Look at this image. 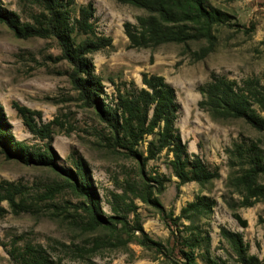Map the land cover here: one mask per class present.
<instances>
[{"label": "rangeland", "instance_id": "obj_1", "mask_svg": "<svg viewBox=\"0 0 264 264\" xmlns=\"http://www.w3.org/2000/svg\"><path fill=\"white\" fill-rule=\"evenodd\" d=\"M3 2L26 18L18 0ZM76 2L92 3L97 31L112 38L111 46L90 55L103 84L101 101L114 107L116 86L123 88V81H133L137 87H143L145 72L164 76L175 89V125L188 152L199 154L209 169L218 170V176L203 184L181 183L169 163L172 154L164 149L146 165L150 176L158 173L166 178L160 193L157 183L148 181L152 184L150 193L158 196L164 213L141 196L126 192L127 201L132 200L136 207L128 214L129 225L133 228L138 221L159 246L141 245L139 231L126 235L124 231L82 230L78 221L85 217L79 209L83 197L64 185L66 176L62 168L76 170L72 157H82L95 191V203L99 212L109 218L116 205L112 203L113 194L124 193L126 182L139 178V163L107 146L108 128L72 85L71 66L58 58L56 40L20 38L0 22V105L8 135L34 147H44L49 141L55 153V166L27 164L7 158L0 145V182L18 185L15 200L23 198L27 204L25 209L15 212L8 199L0 200V264H17L8 250L18 235H22L21 245L25 241L43 244L58 264H183L188 263L190 252L193 264H242L222 237V227L240 232L248 244V253L264 264V224L260 222V217L264 218V201L240 205L242 195L230 185L237 167L230 165L226 153L234 142L263 139V135L243 119H214L198 105L202 99L198 86L209 81L212 72L239 82L257 77L264 85V0H206L231 17L228 23L216 26L215 48L201 60H194L191 51L204 46V41L171 42L155 48L129 47L123 23H136L138 16L147 14L142 8L116 0ZM16 103L41 113L33 116L37 127L54 122L50 140L29 129L15 108ZM151 138L147 136L139 145L144 154ZM198 195L213 200L211 210L204 215L184 217L182 209ZM234 212L246 219L247 226L237 221ZM120 236L127 239L126 244H122ZM96 238L100 239L95 242Z\"/></svg>", "mask_w": 264, "mask_h": 264}, {"label": "trees", "instance_id": "obj_2", "mask_svg": "<svg viewBox=\"0 0 264 264\" xmlns=\"http://www.w3.org/2000/svg\"><path fill=\"white\" fill-rule=\"evenodd\" d=\"M122 4L133 5L146 11V15L137 17L136 23H123L124 33L131 48H155L164 43H185L204 41L206 44L198 50L191 51L194 60L207 57L215 48L217 25L230 21V15L220 8L208 5L206 0H116ZM22 15L7 8L0 0V22L7 25L17 37H40L55 39L60 49L59 59L71 66L70 79L72 85L81 95V99L96 109L101 122L108 128L105 136L107 146L112 151H122L139 163V178L126 182L125 192L113 194L114 215L103 216L95 203L89 172L82 157H72L76 170L62 168L65 173L64 185L74 194L83 197L79 209L85 213L80 219L81 229L86 231L106 229L111 232L124 231L126 235L139 231L138 239L143 246H159V242L149 238L137 221L132 228L128 222V214L136 207L132 200L127 201L126 192L134 193L158 207L164 213L158 196H152L148 181L157 183V193L164 187L166 178L161 174L150 176L146 172L147 162L155 159L164 149L172 154L170 166L174 175L181 183L195 181L207 183L218 176V170H211L199 154L190 153L183 142L175 125L178 104L175 89L158 74H142L143 87H137L131 81L116 86L115 106L106 105L101 101L100 93L103 84L95 72L90 55L112 45V38L97 31L95 24L96 9L92 3L78 5L76 0H18ZM128 85H130L128 87ZM198 91L202 99L198 105L207 111L212 118L243 119L263 139L245 138L234 142L226 149L230 165L238 171L230 178V185L241 195V206H252L257 201H264V85L257 77H250L239 82L236 79L211 73L210 80L199 85ZM19 115L33 133L51 139L52 125L49 122L40 127L34 123V115L40 116L37 110L15 104ZM147 136L145 153L139 145ZM263 142V144H261ZM0 145L4 147L7 158L18 159L27 164L55 166V153L48 141L44 147L29 146L8 135L6 116L0 105ZM137 179V180H136ZM141 182V183H140ZM59 185V184H58ZM61 185V184H60ZM18 185L13 182H0V200H9L15 212L27 206L23 198L15 200ZM52 189L55 186H51ZM122 205L124 208H122ZM213 206V200L205 195H198L183 209L184 217L204 215ZM3 211L2 208H0ZM190 215V216H189ZM234 217L242 226L247 221L238 212ZM116 221L120 224L117 227ZM264 224V218L260 217ZM120 233V232H119ZM221 235L231 245L242 264H261L258 257L248 253V244L240 232L221 228ZM128 237V236H127ZM129 238V237H128ZM22 235L15 236L8 254L17 264H58L47 247L41 243L25 241L19 244ZM100 238H96L97 242ZM122 244L127 239L120 236ZM193 252L188 253V263L193 264ZM172 264H177L171 262ZM214 264H218L217 262ZM222 264H226L223 262Z\"/></svg>", "mask_w": 264, "mask_h": 264}]
</instances>
